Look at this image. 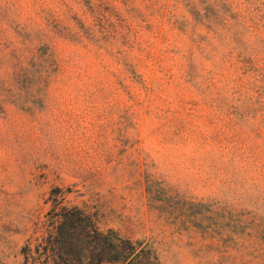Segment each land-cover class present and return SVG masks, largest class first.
<instances>
[{
  "label": "rangeland",
  "instance_id": "rangeland-1",
  "mask_svg": "<svg viewBox=\"0 0 264 264\" xmlns=\"http://www.w3.org/2000/svg\"><path fill=\"white\" fill-rule=\"evenodd\" d=\"M59 193L158 264H264V0H0V264Z\"/></svg>",
  "mask_w": 264,
  "mask_h": 264
},
{
  "label": "trees",
  "instance_id": "trees-1",
  "mask_svg": "<svg viewBox=\"0 0 264 264\" xmlns=\"http://www.w3.org/2000/svg\"><path fill=\"white\" fill-rule=\"evenodd\" d=\"M37 235L21 248L24 259L38 264H158L141 241L99 226L95 213L66 205L62 193L50 199Z\"/></svg>",
  "mask_w": 264,
  "mask_h": 264
}]
</instances>
